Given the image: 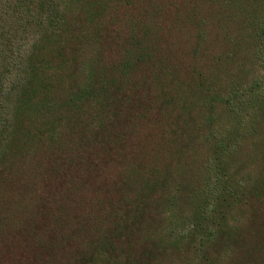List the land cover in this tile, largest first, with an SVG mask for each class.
Wrapping results in <instances>:
<instances>
[{"label": "trees", "instance_id": "1", "mask_svg": "<svg viewBox=\"0 0 264 264\" xmlns=\"http://www.w3.org/2000/svg\"><path fill=\"white\" fill-rule=\"evenodd\" d=\"M0 264H264V0H0Z\"/></svg>", "mask_w": 264, "mask_h": 264}]
</instances>
